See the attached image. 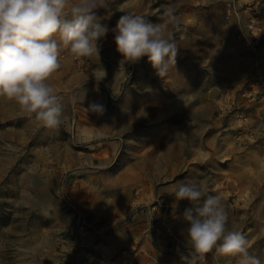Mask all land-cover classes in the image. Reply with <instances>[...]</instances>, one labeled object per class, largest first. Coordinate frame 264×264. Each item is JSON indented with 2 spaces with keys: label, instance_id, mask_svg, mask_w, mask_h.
Wrapping results in <instances>:
<instances>
[{
  "label": "rangeland",
  "instance_id": "rangeland-1",
  "mask_svg": "<svg viewBox=\"0 0 264 264\" xmlns=\"http://www.w3.org/2000/svg\"><path fill=\"white\" fill-rule=\"evenodd\" d=\"M251 1L109 0V9L100 12L109 29L98 41L100 54L108 70L122 75L121 88L130 93L125 98L128 103L158 111L156 121L164 118L163 110L168 104L176 106L173 118L191 122L196 135L193 142L196 138L208 140L221 131L215 134L219 154L212 147L204 153L193 150L166 154L168 157H163L162 152L153 156L143 140L154 124L144 121L129 134L130 140L135 141L129 151L138 149L134 157L119 155L111 164L97 163L91 172L87 168L78 172L80 169L68 167L60 173L50 167V174L42 177L43 183L44 180L47 183L46 190L32 192L30 188L37 176L29 173L31 168L35 169L34 161L26 152L18 159L5 158L8 148L3 145L9 140L10 126L28 117L11 119L9 106L0 104V264H192L194 258L195 264H234L233 257L225 256L220 261L221 253L215 249L206 253L204 261L192 256L195 254L186 232L189 225L183 219L184 210L191 204L177 201L171 195L180 181H196L207 194L219 195L229 214L228 227L241 231L250 241V253L264 259V207L256 208L253 202L249 207L242 205L248 197L253 200L264 197V149L256 143L244 146L236 142L239 122L231 115H217L215 91L211 89L221 83L234 91L252 80L256 61L264 62L263 50L247 53L236 39L247 18L256 11ZM166 6L176 17L175 22H169L165 16ZM234 8L236 21L229 16V10ZM257 10L261 14L260 6ZM126 14L140 15L173 33L177 55L163 77L158 76L146 57L135 63H122L123 57L114 43V30L120 16ZM124 94L113 103H127L122 101ZM245 114L250 125V115ZM219 121L223 122L221 127H212L213 122ZM199 123H207L209 127L200 129ZM224 135L227 142L222 138ZM22 150L26 147L19 151ZM124 166H139L151 177L154 190L152 194L144 193V187H135L136 200L130 206H121L119 214L113 217L109 216L111 208L106 209L108 218L100 223L85 195L90 189L94 192L95 206L117 201L120 194L113 188V175ZM239 181L241 192L236 191ZM64 197H69L84 216L87 223L84 231L77 229L73 211L63 201ZM34 198L37 206L35 202L30 205ZM136 206L140 213H134ZM131 226L139 230L136 233L139 239L132 248L128 249L127 244L117 252L107 251L106 243ZM92 230L98 231V237L90 238Z\"/></svg>",
  "mask_w": 264,
  "mask_h": 264
},
{
  "label": "clouds",
  "instance_id": "clouds-1",
  "mask_svg": "<svg viewBox=\"0 0 264 264\" xmlns=\"http://www.w3.org/2000/svg\"><path fill=\"white\" fill-rule=\"evenodd\" d=\"M109 7V0H0V97L32 114L42 126L58 128L63 98L49 81L61 67L62 48L77 59L94 56L98 60V41L109 31L100 12ZM164 14L169 22H175L167 6ZM114 31L122 63L146 57L160 77L174 65L178 47L164 25L126 14L120 16ZM95 72L97 81L107 75L103 66H97ZM103 110L97 103L86 109L95 113ZM171 195L191 204L183 219L189 225L187 242L200 259L215 249L237 258V264H264L259 255L250 253L246 236L228 227L229 214L219 195L207 194L196 181L178 182Z\"/></svg>",
  "mask_w": 264,
  "mask_h": 264
},
{
  "label": "crops",
  "instance_id": "crops-1",
  "mask_svg": "<svg viewBox=\"0 0 264 264\" xmlns=\"http://www.w3.org/2000/svg\"><path fill=\"white\" fill-rule=\"evenodd\" d=\"M86 59L88 64L82 71L77 72L73 60L70 57H62L60 69L49 81L63 98L62 123L56 129L42 126L32 114L21 111L15 103L5 98L0 100L2 106H9L11 119L22 118L23 116L29 119L20 122L18 125L10 126L12 131H10L9 140L3 144L8 148V155L4 156L5 158L18 159L23 157V153L26 152L28 153L27 156L34 161L32 167L35 169L31 168L29 174L33 177L37 176V178L35 177L36 181L31 188L28 185L27 190L30 188L32 192L37 193L45 191L47 183L45 180L43 183L42 177L50 174V167L57 169L60 173L68 167L80 169L78 172L87 168L91 172L97 163L111 164L119 155H124V158L134 157L133 154L138 149L129 151L130 148H133L131 144L135 142L130 140L129 134L134 132L144 121L154 124L143 140L146 150L148 153L151 152L153 156L162 152L163 157H168L166 154L192 153L193 150L204 153L205 151L210 152L209 148L212 147H215L214 149L219 154L220 149L216 146L218 138L215 134L221 131H216L214 137L211 136L208 140L203 141L196 138V141L193 142L196 135L191 122H178L173 118L177 112L176 106L168 104L163 110L164 118L156 121V117L159 115L158 111L135 103H128L126 99L130 93H125V90L121 88L123 84L122 75L108 70L106 60L100 53L98 60L94 56ZM97 66H103L107 73L105 78L99 81H97L98 75L95 72ZM123 94L125 97L122 101L125 100L127 103L122 101V103H113L114 96L117 99L119 95L121 97ZM91 103L102 105L103 112L86 111ZM259 105L257 103L251 104L245 109V112L250 115V126L262 133L261 140L256 145L264 149V105ZM222 123V121L213 122L212 127H221ZM197 126L200 129L209 127L207 123H199ZM222 138L224 142H227V135ZM233 144H235L234 141ZM157 145L159 146L157 147ZM24 147H26L25 151H19L20 148L23 149ZM49 161H56V166L50 165ZM113 180L115 182L113 188L120 194L117 201H109L108 205L95 206L94 192L90 189L85 195V199L90 202L89 205L93 210L94 217L100 223H104L108 218L106 209L111 208L109 216L113 217L119 214L121 206H130L136 200L133 196L135 187H144V193L151 192L152 194L154 190L151 177L146 176L144 170L140 169L139 166L120 168L113 175ZM239 184L236 191L241 192L240 181ZM30 202L31 206L34 202L37 206L36 198ZM252 202L256 208L263 209V196L254 200L248 197L242 205L249 207ZM138 231L137 226L128 227L125 233H121L106 243V250L117 252L127 244L128 249L132 248L130 246L139 239V235L136 234ZM96 237H98V231H90V238ZM218 257L220 261H224L225 255L221 254ZM234 264H237V258Z\"/></svg>",
  "mask_w": 264,
  "mask_h": 264
},
{
  "label": "built area",
  "instance_id": "built-area-1",
  "mask_svg": "<svg viewBox=\"0 0 264 264\" xmlns=\"http://www.w3.org/2000/svg\"><path fill=\"white\" fill-rule=\"evenodd\" d=\"M251 2L255 3L256 11L247 18L246 24L239 30L236 39L241 42L247 53L255 54L264 49V4H262L263 1L261 0H252ZM259 6L261 14L257 10V7ZM258 13L259 16H257ZM229 14V16L233 17L236 21V8L229 10ZM62 56L70 57L73 60L77 72L82 71L88 64L86 58L83 60L77 59L73 56L70 50L66 48H63ZM254 69L255 71L252 80L234 91L230 89L228 85H223L221 83L215 84L211 88L215 91L217 115H231L236 118L239 124L234 138L237 143L244 146L257 143L261 140L262 135L261 132L252 128L248 124L247 116L245 114V109L250 107L252 103L264 102V62H262V60L256 61ZM113 99L115 100L116 97L114 96ZM63 201L69 209L73 211L77 229L84 231L87 226L84 216L77 210L69 197H64ZM133 210L134 213H140L139 206L134 207ZM192 256L199 259V256L196 254H192ZM205 258L206 254H204L203 259L201 260L204 261Z\"/></svg>",
  "mask_w": 264,
  "mask_h": 264
}]
</instances>
